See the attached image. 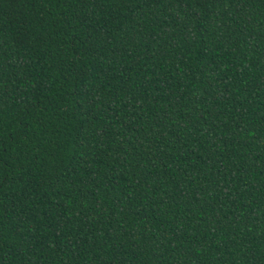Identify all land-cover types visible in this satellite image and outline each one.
I'll return each mask as SVG.
<instances>
[{
	"label": "trees",
	"instance_id": "obj_1",
	"mask_svg": "<svg viewBox=\"0 0 264 264\" xmlns=\"http://www.w3.org/2000/svg\"><path fill=\"white\" fill-rule=\"evenodd\" d=\"M0 264H264V0H0Z\"/></svg>",
	"mask_w": 264,
	"mask_h": 264
}]
</instances>
